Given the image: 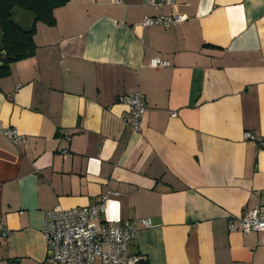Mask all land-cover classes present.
Segmentation results:
<instances>
[{
	"label": "crops",
	"instance_id": "crops-1",
	"mask_svg": "<svg viewBox=\"0 0 264 264\" xmlns=\"http://www.w3.org/2000/svg\"><path fill=\"white\" fill-rule=\"evenodd\" d=\"M150 1L69 0L0 78V126L22 136L0 135V264H50L45 212L104 196L102 222L149 220L139 264H264V234L227 229L264 209V152L242 137H264V0ZM161 14L185 21L140 26ZM135 92L138 133L119 102Z\"/></svg>",
	"mask_w": 264,
	"mask_h": 264
},
{
	"label": "built area",
	"instance_id": "built-area-1",
	"mask_svg": "<svg viewBox=\"0 0 264 264\" xmlns=\"http://www.w3.org/2000/svg\"><path fill=\"white\" fill-rule=\"evenodd\" d=\"M120 4L121 0H109ZM175 0H151L155 8L173 5ZM185 17L177 14L144 17L142 27H163L165 29L180 25ZM148 66L153 69L169 66V62L151 58ZM119 102L127 107L122 122L133 133H138L141 120L146 112V104L139 92L123 96ZM2 135L10 144L16 145L22 136L14 128L0 126ZM243 140L253 143L264 152V137L248 131L242 134ZM107 197L100 198L93 206L77 207L68 210L54 208L45 212L41 234L48 251L50 264H139L140 258L130 254V244L138 233V225L149 228V220L127 221L112 225L100 219L106 209ZM229 232L239 231L243 234L255 232L264 234V209L255 208L242 213L227 224ZM8 236V230L0 225V239Z\"/></svg>",
	"mask_w": 264,
	"mask_h": 264
},
{
	"label": "trees",
	"instance_id": "trees-1",
	"mask_svg": "<svg viewBox=\"0 0 264 264\" xmlns=\"http://www.w3.org/2000/svg\"><path fill=\"white\" fill-rule=\"evenodd\" d=\"M69 0H0V78L9 75L10 65L34 56L35 26L55 25L54 11ZM32 17L29 28L15 21V12Z\"/></svg>",
	"mask_w": 264,
	"mask_h": 264
},
{
	"label": "rangeland",
	"instance_id": "rangeland-1",
	"mask_svg": "<svg viewBox=\"0 0 264 264\" xmlns=\"http://www.w3.org/2000/svg\"><path fill=\"white\" fill-rule=\"evenodd\" d=\"M15 21L17 22V23H20L19 21H18V15L17 14H20L18 11H16L15 13ZM28 16H30V15H28Z\"/></svg>",
	"mask_w": 264,
	"mask_h": 264
}]
</instances>
